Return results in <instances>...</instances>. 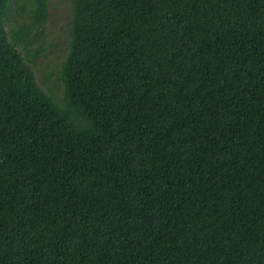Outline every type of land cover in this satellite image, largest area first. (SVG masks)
I'll list each match as a JSON object with an SVG mask.
<instances>
[{"label": "trees", "instance_id": "obj_1", "mask_svg": "<svg viewBox=\"0 0 264 264\" xmlns=\"http://www.w3.org/2000/svg\"><path fill=\"white\" fill-rule=\"evenodd\" d=\"M11 1L0 264H264V0H72L60 103Z\"/></svg>", "mask_w": 264, "mask_h": 264}, {"label": "rangeland", "instance_id": "obj_2", "mask_svg": "<svg viewBox=\"0 0 264 264\" xmlns=\"http://www.w3.org/2000/svg\"><path fill=\"white\" fill-rule=\"evenodd\" d=\"M72 0H47V17L34 27L18 48L32 71L37 86L58 103L62 97L60 65L68 50V26ZM31 0H12L3 21L4 29H17L28 21Z\"/></svg>", "mask_w": 264, "mask_h": 264}]
</instances>
